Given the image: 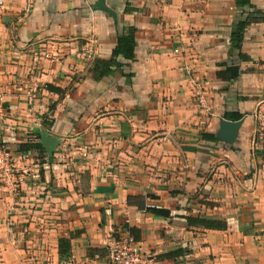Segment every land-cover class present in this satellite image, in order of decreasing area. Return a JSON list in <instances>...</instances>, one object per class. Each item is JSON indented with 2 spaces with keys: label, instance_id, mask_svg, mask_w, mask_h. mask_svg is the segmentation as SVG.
Returning a JSON list of instances; mask_svg holds the SVG:
<instances>
[{
  "label": "crops",
  "instance_id": "1",
  "mask_svg": "<svg viewBox=\"0 0 264 264\" xmlns=\"http://www.w3.org/2000/svg\"><path fill=\"white\" fill-rule=\"evenodd\" d=\"M99 2L0 0V143L19 169L0 179V264H109L90 250L129 229L154 264H264V0L245 14L236 0H106L116 18ZM247 16L242 59L231 36ZM133 28L135 59L97 78ZM91 41L94 62L78 55ZM222 120L243 121L235 142L218 140Z\"/></svg>",
  "mask_w": 264,
  "mask_h": 264
},
{
  "label": "trees",
  "instance_id": "2",
  "mask_svg": "<svg viewBox=\"0 0 264 264\" xmlns=\"http://www.w3.org/2000/svg\"><path fill=\"white\" fill-rule=\"evenodd\" d=\"M236 5L238 9L242 10L243 13H246L248 8L252 6V0H236ZM251 24V17H244L235 25L232 36H231V47L234 51L240 52V56L242 59H246V56L242 54V45L244 42V35L247 28ZM136 29H130L128 33L123 35L119 41L118 45L113 53V57L110 61H102L98 60L95 62V76L97 78L104 77L111 73L113 67L119 66L116 59L122 56L126 60H133L135 59L136 53ZM47 89L54 93H58L59 95H64V91L56 88L52 85H48ZM242 117H238L241 119ZM31 150H39L42 151L41 143L38 144H25L22 145L21 151L28 152ZM152 212L158 216L169 218L171 216L170 212L163 211V210H152ZM187 222L190 226L197 227V228H204L210 231H226L228 229V225L226 222L215 221V220H208L202 218H193L187 217ZM129 233L135 238L136 241H139V231L136 229H129ZM72 240L73 237L64 238L59 241V255L62 262H67L72 257ZM107 254L106 247L103 250L92 249L90 250V256H101L102 258L105 257ZM178 255V253L176 254Z\"/></svg>",
  "mask_w": 264,
  "mask_h": 264
},
{
  "label": "built area",
  "instance_id": "3",
  "mask_svg": "<svg viewBox=\"0 0 264 264\" xmlns=\"http://www.w3.org/2000/svg\"><path fill=\"white\" fill-rule=\"evenodd\" d=\"M95 42L91 41L82 47L78 55L88 62L95 61ZM179 53V50H176ZM194 98L201 110H208L205 98V87L198 80L192 79ZM258 122L254 144L264 146V106L254 114ZM19 171L10 151L0 143V179L12 180ZM106 260L109 264H154L153 256L146 253L131 234H119L113 237L106 247ZM99 258V256H98Z\"/></svg>",
  "mask_w": 264,
  "mask_h": 264
},
{
  "label": "water",
  "instance_id": "4",
  "mask_svg": "<svg viewBox=\"0 0 264 264\" xmlns=\"http://www.w3.org/2000/svg\"><path fill=\"white\" fill-rule=\"evenodd\" d=\"M98 9L106 11L109 14H112L114 18H116V14L107 7L106 0H100L98 4ZM229 70L232 73H237L238 68L231 67ZM243 125V121L239 122H231L222 120L220 132L218 133V140L223 143L230 144L236 141L239 135V131ZM59 140L53 136H50L46 132L42 134V145L44 149L47 151L49 156H52L56 146L58 145Z\"/></svg>",
  "mask_w": 264,
  "mask_h": 264
}]
</instances>
